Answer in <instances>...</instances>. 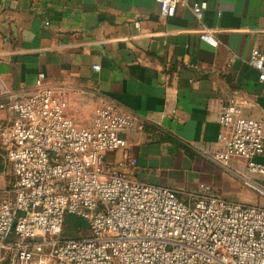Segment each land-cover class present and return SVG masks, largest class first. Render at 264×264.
<instances>
[{"label": "crops", "instance_id": "crops-1", "mask_svg": "<svg viewBox=\"0 0 264 264\" xmlns=\"http://www.w3.org/2000/svg\"><path fill=\"white\" fill-rule=\"evenodd\" d=\"M204 30L216 47L199 39ZM252 49L264 52V0H181L169 18L156 0H0L6 89L28 95L43 73L42 86L63 96L64 115L79 127L89 126L102 100L144 120L121 133L126 146L107 151L105 161L132 180L176 190L185 202L199 183L218 187L219 167L264 187L240 158L226 166L211 159L223 148L217 118L230 99L264 123V83L249 63ZM13 117L0 109V124ZM252 161L264 166V155Z\"/></svg>", "mask_w": 264, "mask_h": 264}, {"label": "built area", "instance_id": "built-area-1", "mask_svg": "<svg viewBox=\"0 0 264 264\" xmlns=\"http://www.w3.org/2000/svg\"><path fill=\"white\" fill-rule=\"evenodd\" d=\"M156 1L169 18L181 0ZM191 9L201 20L199 3ZM198 37L218 44L211 31ZM249 63L264 83V52L252 49ZM43 79L39 73L38 88L20 96L0 78V109L14 114L0 124V166L12 178L0 183L1 264H264V206L224 200L207 183L185 202L174 189L128 178L105 155L123 149L121 133L145 121L102 100L89 126L79 127ZM217 121L223 148L211 159L226 166L238 157L264 178V166L252 161L264 155V123L246 117L234 99ZM240 177L264 197V188ZM66 214L83 219L90 235L61 238Z\"/></svg>", "mask_w": 264, "mask_h": 264}, {"label": "rangeland", "instance_id": "rangeland-1", "mask_svg": "<svg viewBox=\"0 0 264 264\" xmlns=\"http://www.w3.org/2000/svg\"><path fill=\"white\" fill-rule=\"evenodd\" d=\"M9 169H10L9 166L6 167L3 163H1L0 183L2 187L7 186L9 184V181L12 179L10 176ZM219 170L221 173L217 176L216 179L218 180L217 181L218 187L215 188L222 199L234 203H246V204L264 206V197L258 194L253 189L247 187L237 175L232 173V171L226 169L225 167L224 168L219 167ZM67 215L69 214H66L65 216ZM64 219H65L64 221L65 223H63L64 227L60 234L61 238H65L64 236L70 238H83V237H88L90 235L87 224L83 219L76 218L74 216H67L64 217ZM54 238H56V236H54Z\"/></svg>", "mask_w": 264, "mask_h": 264}, {"label": "trees", "instance_id": "trees-1", "mask_svg": "<svg viewBox=\"0 0 264 264\" xmlns=\"http://www.w3.org/2000/svg\"><path fill=\"white\" fill-rule=\"evenodd\" d=\"M67 216H74V215H67ZM67 216H65V217H67ZM74 217H76V218H79V217H77V216H74ZM81 219V218H80ZM64 221H65V219H64ZM65 223V222H64ZM63 227H64V225H63ZM63 229V228H62ZM65 238H70V237H66V236H64Z\"/></svg>", "mask_w": 264, "mask_h": 264}]
</instances>
